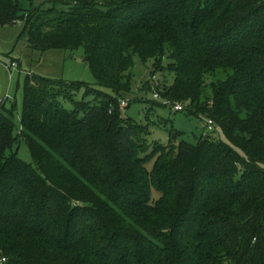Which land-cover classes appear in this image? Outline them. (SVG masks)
I'll list each match as a JSON object with an SVG mask.
<instances>
[{
	"label": "trees",
	"instance_id": "trees-1",
	"mask_svg": "<svg viewBox=\"0 0 264 264\" xmlns=\"http://www.w3.org/2000/svg\"><path fill=\"white\" fill-rule=\"evenodd\" d=\"M17 20L32 50L83 47L100 88L26 75L33 163L0 102L2 264H264V0H0ZM134 55L210 132L147 145L120 109Z\"/></svg>",
	"mask_w": 264,
	"mask_h": 264
},
{
	"label": "rangeland",
	"instance_id": "rangeland-1",
	"mask_svg": "<svg viewBox=\"0 0 264 264\" xmlns=\"http://www.w3.org/2000/svg\"><path fill=\"white\" fill-rule=\"evenodd\" d=\"M44 0H33L35 6ZM14 62L16 67L10 68ZM133 65L128 73L130 90L122 94L126 106H121L123 116L148 126L147 145L154 141L168 143V130L174 128L183 134L179 139L196 143L197 139L210 132L206 119L202 116L189 115L185 111H174L162 97H154L157 92L154 82L170 84L173 74L167 71H153L152 60L143 62L137 55L132 57ZM29 73L46 76L52 79L79 81L99 89L96 81L83 59V47L75 49H50L45 52L32 50L26 41L24 21L0 25V102L5 106L13 105L16 125V142L14 150L17 156L26 163H33L30 151L20 135L23 93L25 78ZM102 90L108 94L112 91ZM83 98L82 91L74 95L75 100ZM157 102L158 104L154 103ZM70 108L69 102H64ZM183 108L186 106L182 103ZM218 134V132H215ZM219 135V134H218ZM223 138L222 135H220ZM152 161L147 164L151 167ZM153 193L155 191L153 190Z\"/></svg>",
	"mask_w": 264,
	"mask_h": 264
},
{
	"label": "built area",
	"instance_id": "built-area-1",
	"mask_svg": "<svg viewBox=\"0 0 264 264\" xmlns=\"http://www.w3.org/2000/svg\"><path fill=\"white\" fill-rule=\"evenodd\" d=\"M14 67H16V64H15L14 62H12L11 65H10V68H14ZM154 86H155V87H158V86H159V82H158V81H155V82H154ZM154 97H157V93H154ZM126 104H127V103H126L125 100H121L120 105H121L122 107L126 106ZM173 110H174V111H182V110H183V107H182L181 104H175V105L173 106ZM206 126H207L209 129L212 128V121H211L210 119H207V120H206ZM4 260H5L4 257H0V264H2V263L4 262Z\"/></svg>",
	"mask_w": 264,
	"mask_h": 264
}]
</instances>
